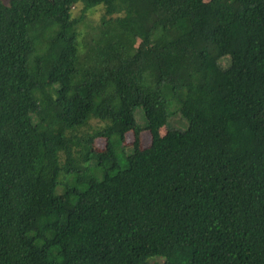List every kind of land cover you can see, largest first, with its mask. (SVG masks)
<instances>
[{"label":"trees","instance_id":"1","mask_svg":"<svg viewBox=\"0 0 264 264\" xmlns=\"http://www.w3.org/2000/svg\"><path fill=\"white\" fill-rule=\"evenodd\" d=\"M0 264H264V0H0Z\"/></svg>","mask_w":264,"mask_h":264},{"label":"rangeland","instance_id":"2","mask_svg":"<svg viewBox=\"0 0 264 264\" xmlns=\"http://www.w3.org/2000/svg\"><path fill=\"white\" fill-rule=\"evenodd\" d=\"M3 2H6V0H2ZM75 7V6H74ZM72 8V14H77L78 10L80 8V6H77L75 8ZM102 13L101 7L100 6H95L89 10H87L85 12L86 16H85V22L89 25V26H97L99 23V17ZM83 30H87V28H82ZM95 31V29H94ZM91 33V32H90ZM92 34V33H91ZM79 49H83V47L79 48ZM164 92L166 93V98H167V104H166V110L168 113V118L166 120V123L159 129V133H163L165 131L166 128H177V129H184L187 125V122L179 116L177 110L175 111V109L177 108V103H175V101L173 99H170L169 95H170V91L168 90L167 87H164ZM171 96V95H170ZM174 101V102H173ZM134 118H135V122L139 127H144L145 125V121L143 116H141V108L136 107L134 109ZM88 124L92 127H98L100 125H102V122L96 120V119H90ZM141 137H142V145L147 143V139H148V135L146 133V131H142L141 132ZM129 138V134L126 135V140L128 141ZM94 144L98 147L101 148L104 145V140L101 138L95 139L94 140ZM128 151L124 152V155H121V153L118 151L116 154V161L117 164L120 168H123L126 165V158H125V154ZM88 174H92L93 172H97L98 175H96V177H100L102 172H103V167L102 165H94L93 163H91L90 165H88ZM94 175V174H92ZM95 176V175H94ZM153 261L156 260L158 262L161 261L160 258H156V259H152Z\"/></svg>","mask_w":264,"mask_h":264}]
</instances>
